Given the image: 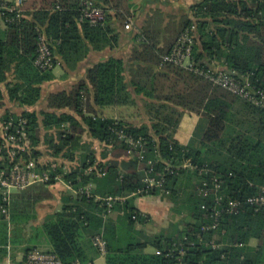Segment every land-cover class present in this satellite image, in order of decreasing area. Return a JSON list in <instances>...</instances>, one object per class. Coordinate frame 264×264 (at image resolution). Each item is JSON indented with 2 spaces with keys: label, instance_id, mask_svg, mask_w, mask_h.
<instances>
[{
  "label": "trees",
  "instance_id": "16d2710c",
  "mask_svg": "<svg viewBox=\"0 0 264 264\" xmlns=\"http://www.w3.org/2000/svg\"><path fill=\"white\" fill-rule=\"evenodd\" d=\"M28 1L20 17L0 10L4 22L0 84L7 90L5 94L0 86V111L6 98L23 109L6 112L0 122L12 121L15 132L26 120L30 145L18 157L36 160L39 170L55 169L53 175L71 182L77 192L43 226L52 245L49 252L63 264H89L81 239L90 229L93 237L104 233L106 264H264V206L245 202L264 186V108L247 101L241 104L242 111H236V103L243 98L195 70L163 62V56L190 30L195 36L191 57L195 69L224 70L239 80L249 79L264 91V0L201 1L192 7V16L182 21L173 47L156 54L151 50L142 57L149 59V67L141 74L129 78L121 59L95 64L71 90L50 94L49 111L41 114L30 108L40 102L44 83L53 79V69L62 59L72 65L92 49H102L115 40L106 26L110 10L121 8L123 1L93 0L107 14L100 25L81 21L83 0H39L41 5L25 9ZM40 34L47 37L55 56L54 67L46 71L35 63ZM136 96L145 104L148 123L136 125L100 113L108 107L136 106ZM186 112L200 114L207 126H199L192 141L183 145L174 133ZM243 125L247 129L240 128ZM118 130L143 140L144 160L137 153L129 155L128 144L116 135ZM44 137L54 151L47 162L39 160ZM150 162L153 175H165L169 194L161 189L144 192ZM188 162L195 168L169 173L168 167L176 169ZM203 169L213 172L207 174ZM213 178L222 181V188L206 197L202 184ZM89 186L90 195L81 192ZM140 190L143 193L134 195ZM216 195L225 196L222 205L229 198L240 199L242 204L236 214L223 213L219 227L206 232L203 227L214 221ZM146 196L169 197L175 214L184 220L173 223L169 232L145 234L137 227L146 225L150 217L137 208L136 200ZM15 197L7 207L13 223L22 207ZM99 197L126 199L116 201L109 211ZM3 206L0 194V211ZM112 212L120 214L117 221L110 217ZM6 216L0 215V220ZM3 224L7 230L9 222ZM254 240L256 245H252ZM148 247L155 252L147 253Z\"/></svg>",
  "mask_w": 264,
  "mask_h": 264
},
{
  "label": "crops",
  "instance_id": "0c3cea01",
  "mask_svg": "<svg viewBox=\"0 0 264 264\" xmlns=\"http://www.w3.org/2000/svg\"><path fill=\"white\" fill-rule=\"evenodd\" d=\"M122 1L121 8L110 10L111 16L108 18L106 26V30L110 32L109 35L116 37L115 40H111L102 49H92L84 59L72 65L62 59L52 71L53 79L44 83L41 100L36 106L30 108L31 111H37L39 114L49 111L48 97L50 94L71 90L80 80L86 78L89 68L111 58L126 62L129 78L141 74L143 69L149 67L146 62L149 59L142 57H145L146 53L151 50L156 54L161 50L173 47L182 21L186 17H191L192 7L203 0ZM57 67L61 68L60 73L55 72ZM0 86L6 94V87L3 84ZM136 98V106L108 107L100 109V113L106 117L124 119L136 125L148 123V117L144 115L145 104L144 107L141 106L139 104V100L142 101L141 97L136 96ZM246 102L245 99L239 100L236 103V111H242L243 105L241 104ZM249 104L256 106L251 102ZM18 110L23 111L21 106L6 98L0 116L6 112L18 113ZM139 120L143 121L139 122ZM199 126L203 128L207 126L203 117L194 112H186L180 120L174 137L181 144L188 145ZM76 193L75 189L69 187L64 180L52 185L35 184L24 190L15 191L13 193L16 195L14 201H17L22 207L17 212L20 214L16 216V223L10 222L9 215L5 220H0V264H27V251L33 248L51 251L52 245L43 226L47 220L61 212L67 205L68 199L75 198ZM147 197L156 199L146 201ZM160 198V196L141 197L136 200V206L145 215L161 216V220L165 222L168 217L174 215L170 214L172 208L166 207L167 203L162 202ZM161 204L164 205V209L161 208ZM110 217L117 221L120 214L112 212ZM150 221L137 228L143 230L147 235L170 231L166 227L158 229L159 231H151L150 223L152 221ZM4 222H9L7 230L4 229ZM89 230L85 231L81 239V245L88 257L89 264H106V257L100 254L94 246L92 232ZM256 244L257 242L254 240L252 245ZM146 252L154 253L155 249L148 247Z\"/></svg>",
  "mask_w": 264,
  "mask_h": 264
},
{
  "label": "built area",
  "instance_id": "2783aa9c",
  "mask_svg": "<svg viewBox=\"0 0 264 264\" xmlns=\"http://www.w3.org/2000/svg\"><path fill=\"white\" fill-rule=\"evenodd\" d=\"M14 5H9V0H0V10L10 11L16 13L18 17L22 16L23 5L26 0H12ZM82 16L81 21H88L92 25H100L106 21V11L98 6L93 0H83L82 1ZM10 21V20H9ZM195 41V36L191 34L190 30H187L179 38L174 48L170 53H167L163 56V62L173 63L177 66L185 67L192 71H197L202 76L211 80L216 85L223 87L224 89L232 92L233 94L255 104L256 106L264 108V91L261 89H256L255 86L247 79L246 81L239 80L234 77L231 73H228L224 70H215V71H201L195 69L194 64L191 60L193 45ZM55 56L52 51V48L49 44L47 37L44 34H40L39 43H38V56L36 58V66L41 70H50L54 67ZM86 98L84 97V104ZM85 109V106H84ZM26 120H22L21 125L14 132L12 131L13 122L6 121L1 125L0 122V194L3 197L4 206L1 208L0 215L9 214L8 205H10L13 193L15 191L24 190L35 184H47L52 185L55 183L64 180L61 175H53L55 169L48 170H39L38 163L36 160L32 159L26 161L22 156L18 157L22 152L26 151V147L30 145L29 139L25 133L26 129ZM116 135L119 139L125 141L129 146V155L133 156L134 153H137L141 160L145 159V143L141 139H136L134 136L126 133L124 130L116 131ZM2 137V141H1ZM20 149V150H19ZM141 149V150H139ZM139 150V151H138ZM151 164L150 169L146 172V177L144 179L146 183L145 193L154 191L155 189H161L163 192L169 194L170 191L165 188L166 177L165 175H153L154 168L153 163ZM170 174H178V171L181 168H195L192 164L185 163L182 167H177L173 169L171 167ZM94 170L90 168V172ZM205 173L213 172L209 169H203L201 172ZM105 175V172L101 173ZM65 181V180H64ZM213 182L204 181L201 188V193L204 196H210L213 194L215 189L216 194L222 188V181L217 178L212 179ZM69 187H72L71 182H66ZM213 185V186H212ZM90 188L86 187L81 189V192H85L87 195H90ZM143 193V190L135 193L134 195ZM225 196L216 195L215 202L217 207L213 208V213L211 217L213 218V223L210 225H205L203 231L209 232L216 230L221 221V216L223 213L236 214L239 211V208L242 204L240 199L229 198L225 205H222V199ZM99 200L104 199L109 207V211H112V207L116 201H124L126 198L121 197H107V198H98ZM246 203L256 206L257 208L264 206V186L260 187V192L258 195L250 196L246 199ZM206 208V205L203 206ZM136 216H134V219ZM93 244L97 248L100 254L105 255L107 253V241L104 238V233H99L93 237ZM214 248L218 247L214 241L210 243ZM160 254L161 252H157ZM184 254V251L181 252ZM27 264H63L62 260L54 253L49 251H44L39 248L31 249L26 255ZM79 264V263H76ZM177 264H184L182 261Z\"/></svg>",
  "mask_w": 264,
  "mask_h": 264
},
{
  "label": "rangeland",
  "instance_id": "374dc122",
  "mask_svg": "<svg viewBox=\"0 0 264 264\" xmlns=\"http://www.w3.org/2000/svg\"><path fill=\"white\" fill-rule=\"evenodd\" d=\"M9 1H12V0H9ZM38 5H41L40 4V1L39 0H29L26 4H25V6H24V8L25 9H30V8H34V7H36V6H38ZM4 28V22H3V20L0 18V29H3ZM60 71H61V68L60 67H57L56 68V70H55V72L56 73H60ZM139 104L141 105V106H143L144 107V103L142 102V101H140L139 100ZM20 110H18V113H20L19 112ZM17 113V112H16ZM144 115L146 116V117H148V115H147V111H144ZM143 120H139V122H142ZM244 127V129H247V125H243V126H241L240 128H243ZM239 128V127H238ZM264 137V136H263ZM40 148H41V155H40V159L39 160H41V161H43V162H47V161H49V158L50 157H52V153L54 152L53 151V149H51L50 148V146H49V144L46 142V137H44L43 138V141H42V143H41V145H40ZM60 163H62L61 161H59ZM161 198V201L162 202H165V203H167V206L166 207H171L172 208V210H173V208H174V203L170 200V198L169 197H162V196H160ZM159 198V197H158ZM151 199H153V200H155L156 198H151V197H147L146 198V201L147 200H151ZM162 205V204H161ZM161 208H163L164 209V205H162L161 206ZM170 208V209H171ZM170 211V214L173 216V217H168L166 220H165V222H163L162 220H161V216H153V215H149L150 216V219H151V221H152V223H150V230L151 231H159L162 227H166V228H168V229H172V224L173 223H176V222H182L183 220H184V218L185 217H183V216H180V215H177V214H175V212H174V210L173 211ZM168 212V211H167ZM173 213V214H172ZM150 221V222H151ZM158 224H160L159 225V227H157L158 226ZM159 229V230H158Z\"/></svg>",
  "mask_w": 264,
  "mask_h": 264
}]
</instances>
